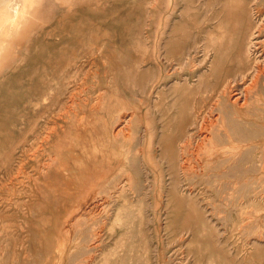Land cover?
Segmentation results:
<instances>
[{"label": "rangeland", "instance_id": "obj_1", "mask_svg": "<svg viewBox=\"0 0 264 264\" xmlns=\"http://www.w3.org/2000/svg\"><path fill=\"white\" fill-rule=\"evenodd\" d=\"M258 29L264 0H39L0 56V264H264V84L217 99Z\"/></svg>", "mask_w": 264, "mask_h": 264}, {"label": "bare ground", "instance_id": "obj_2", "mask_svg": "<svg viewBox=\"0 0 264 264\" xmlns=\"http://www.w3.org/2000/svg\"><path fill=\"white\" fill-rule=\"evenodd\" d=\"M39 3V0H0V56L3 54V52L10 46V44L12 43V41L19 35L22 34L27 25L28 22L31 19V16L33 15L34 9L37 6V4ZM252 4V3H251ZM256 10V9H255ZM251 19V18H250ZM246 18V23L249 25L251 23V20ZM263 27V26H262ZM260 28V27H259ZM258 29L257 35H256V39L255 42L253 41L252 37H250V35L246 38V42L244 44L243 50H242V54L245 57L247 63H252L251 62V54H257L254 58L257 59L259 57H262V60H264V50L262 46V41L258 40V33H259ZM255 43V44H254ZM258 45H260V49H258ZM254 46L255 49H252V47ZM240 53V52H239ZM239 59V58H238ZM259 63V62H258ZM259 65V64H258ZM260 64L259 66H257L256 64L250 65L249 68H247V72H243L241 74V79H243V81L241 80V85L239 83H237V81H228L225 82L222 87H220L219 91H217V99L220 101L221 104H228L232 107H234L236 109V112H243L244 110H248L250 105L252 104L251 98L254 96L253 93H257L259 92L258 87H260L264 84V66ZM249 79L250 81L247 84V80ZM83 79V78H82ZM246 81H245V80ZM179 86V85H178ZM249 86H252L253 89L249 90L247 89ZM77 91V90H76ZM75 92V91H74ZM77 96V95H76ZM97 96V95H96ZM98 97V96H97ZM101 97V96H99ZM195 100V99H194ZM215 101V100H214ZM218 102V101H217ZM97 103V102H96ZM98 104V103H97ZM213 104V103H212ZM156 105V104H155ZM252 107V106H251ZM253 108V107H252ZM90 109V108H89ZM197 110V109H196ZM210 110V109H209ZM208 110V111H209ZM71 111V110H70ZM212 111V110H210ZM65 112V110H64ZM125 113V111H124ZM123 113V114H124ZM128 113V112H127ZM200 113V112H199ZM211 113V112H209ZM208 113V114H209ZM210 115V114H209ZM208 115V116H209ZM214 115V114H213ZM120 116V115H119ZM122 116V115H121ZM120 116V118H121ZM125 116V115H123ZM122 116V117H123ZM218 116V115H217ZM131 117V116H130ZM184 118V117H183ZM215 118V117H214ZM127 119V118H126ZM125 119V120H126ZM129 119V118H128ZM225 119V118H224ZM186 120V119H185ZM216 121V120H215ZM127 122V121H126ZM223 115L220 114L218 117V121H216L213 125H210L211 127H208L207 133L205 134L204 132V138L203 140H207V145L210 147V150L214 147L217 146V139L219 137H221L220 135H222L224 133V131L226 132L227 129H223V133L220 132V124L223 123ZM231 122V121H230ZM238 122V121H237ZM124 120H118V124L116 127V133L118 130H120L121 126H126V124H123ZM128 123V122H127ZM115 124V123H114ZM209 124V123H207ZM129 126V125H128ZM207 126V125H206ZM248 126V125H247ZM202 127V126H201ZM128 128V127H127ZM204 128V127H202ZM160 129V128H159ZM204 130V129H203ZM206 131V130H205ZM115 132V131H114ZM231 132V131H229ZM113 133V134H116ZM112 134V135H113ZM227 135V134H226ZM229 135V134H228ZM114 136V135H113ZM231 136V135H230ZM230 136H228L227 138H230ZM189 137V136H188ZM225 137V135H224ZM232 137V136H231ZM221 139V138H219ZM82 140V139H81ZM37 147V146H36ZM158 147V146H157ZM184 147V146H183ZM208 147V150H209ZM185 148V147H184ZM35 149V148H34ZM262 152H263V160L261 161L262 167L264 168V142L262 144ZM212 151V150H211ZM233 151V150H232ZM104 152V151H103ZM33 153V152H32ZM37 153V152H36ZM103 154V153H102ZM105 154H107L105 152ZM212 154V153H211ZM209 155V154H208ZM238 155V154H237ZM103 156V155H102ZM105 157V156H104ZM82 158V156L80 157ZM190 158V157H189ZM32 159V158H31ZM188 158H186L187 160ZM210 159V157H209ZM258 159V158H257ZM185 160V162H186ZM52 162V161H51ZM54 162V161H53ZM180 162V161H179ZM189 162V161H188ZM183 165V163H181ZM189 164V163H188ZM48 165V164H47ZM180 165V166H182ZM191 165V164H189ZM199 165V164H198ZM45 167V166H44ZM184 167V166H182ZM48 168V167H46ZM260 168V169H261ZM37 169V168H36ZM180 169V168H179ZM183 169V168H182ZM181 169V170H182ZM226 169V168H225ZM47 170V169H46ZM262 170V169H261ZM38 171V170H37ZM41 171V170H40ZM192 171V170H191ZM211 171V170H210ZM42 172V171H41ZM40 172V173H41ZM183 172V171H182ZM42 174V173H41ZM207 175V174H206ZM78 176V175H77ZM82 176V175H81ZM183 176V175H182ZM39 177V175H38ZM38 177H35L36 179H39ZM103 177V176H102ZM33 178V177H32ZM34 178V179H35ZM241 178V177H240ZM81 179V178H80ZM102 179V178H101ZM35 181V180H34ZM101 181V180H100ZM247 181V180H245ZM76 183V181H74ZM103 182V181H102ZM101 182V183H102ZM74 184V183H73ZM75 187L77 185V187L75 189L78 188V184H74ZM109 185V184H108ZM74 187V186H73ZM103 187V186H102ZM35 188V187H34ZM79 189V188H78ZM79 194L83 193L81 191H78ZM59 190V189H57ZM61 190V189H60ZM59 190V191H60ZM63 190V189H62ZM74 191V189H71V191ZM96 192V189H93ZM93 190L91 193H93ZM98 190V189H97ZM100 190V189H99ZM53 191H56V189ZM89 190H87L88 193ZM63 192V191H62ZM70 192V190H69ZM81 192V193H80ZM98 192V191H97ZM100 192V191H99ZM116 192V191H115ZM73 193V192H72ZM90 193V192H89ZM95 194V193H94ZM74 195V194H73ZM86 195V193H85ZM84 195V196H85ZM77 196V194H76ZM87 195L85 196L84 200H86ZM89 200V199H88ZM87 201V200H86ZM83 202V200H82ZM85 202V201H84ZM88 202V201H87ZM93 204V202H89L88 205H86L84 208H82V213L86 212L87 209ZM78 211L80 209H77ZM248 222V221H247ZM243 224V223H242ZM247 224V223H246ZM245 224V225H246ZM5 226V225H4ZM7 226V225H6ZM8 227V226H7ZM1 228V225H0ZM5 228V227H4ZM9 228V227H8ZM6 231V230H5ZM4 231L0 230V236L4 235L2 234ZM9 232V231H8ZM8 232H6L8 234ZM259 232V231H258ZM257 232V233H258ZM11 233V232H10ZM262 233V232H261ZM264 233V232H263ZM10 236V235H9ZM259 236V234H258ZM261 236V235H260ZM5 237V236H4ZM7 237V236H6ZM181 237V236H180ZM8 238V237H7ZM10 238V237H9ZM6 239V238H5ZM2 238V240H5ZM183 241V240H182ZM1 242V241H0ZM2 246V245H1ZM91 246V244H90ZM2 256V255H1ZM25 256V255H24ZM28 256V254L26 255ZM73 257V256H72ZM77 257V256H76ZM168 258V257H167ZM62 260V258H61ZM88 260V259H87ZM186 261V260H185ZM90 262V261H89Z\"/></svg>", "mask_w": 264, "mask_h": 264}]
</instances>
